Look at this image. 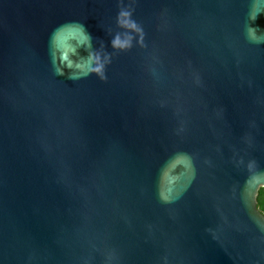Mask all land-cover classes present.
Returning a JSON list of instances; mask_svg holds the SVG:
<instances>
[{
    "label": "water",
    "instance_id": "1",
    "mask_svg": "<svg viewBox=\"0 0 264 264\" xmlns=\"http://www.w3.org/2000/svg\"><path fill=\"white\" fill-rule=\"evenodd\" d=\"M261 188L264 0H0V264H264Z\"/></svg>",
    "mask_w": 264,
    "mask_h": 264
},
{
    "label": "trees",
    "instance_id": "2",
    "mask_svg": "<svg viewBox=\"0 0 264 264\" xmlns=\"http://www.w3.org/2000/svg\"><path fill=\"white\" fill-rule=\"evenodd\" d=\"M262 199H264V188H261L260 190H259V194H258V204H257V206H258V209H259V211H260V205H261V201H262ZM261 212V211H260ZM264 214V213H263Z\"/></svg>",
    "mask_w": 264,
    "mask_h": 264
},
{
    "label": "clouds",
    "instance_id": "3",
    "mask_svg": "<svg viewBox=\"0 0 264 264\" xmlns=\"http://www.w3.org/2000/svg\"><path fill=\"white\" fill-rule=\"evenodd\" d=\"M123 15L128 16L129 13H123ZM133 26H134V25H133ZM129 39H130V38H129ZM117 43H119V41H117ZM95 71H97V72H101V69H100V68H97V69H95ZM260 211H261L262 213H264V199H262V201H261Z\"/></svg>",
    "mask_w": 264,
    "mask_h": 264
}]
</instances>
